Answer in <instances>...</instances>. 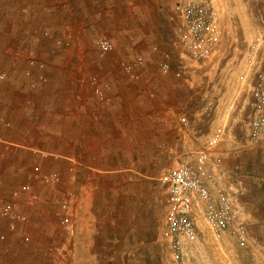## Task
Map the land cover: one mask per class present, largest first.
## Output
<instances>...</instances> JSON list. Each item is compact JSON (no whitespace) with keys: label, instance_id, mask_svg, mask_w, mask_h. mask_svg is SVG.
<instances>
[{"label":"crops","instance_id":"1","mask_svg":"<svg viewBox=\"0 0 264 264\" xmlns=\"http://www.w3.org/2000/svg\"><path fill=\"white\" fill-rule=\"evenodd\" d=\"M72 1L78 20L87 21L70 22L69 0H0V71L7 74L0 81V206L20 185L31 187L16 199L26 221L0 216V264H54L52 245L71 246L74 264H122L136 252L154 258L156 241L166 249L161 223L155 236L159 187L165 191L159 176L172 156L193 158L188 153L208 134L202 98L159 70L176 37L174 0ZM84 27L119 46L98 67L79 63L72 49H51L53 36ZM29 48L42 67L28 63ZM124 60L136 64L138 79L121 67ZM91 76L110 85L105 100ZM184 119L189 125L180 130ZM238 127L228 122L212 157L222 158L215 182L228 188L246 224L244 240H237L243 247L264 244V135L252 143ZM36 166L55 169L60 182L28 178ZM68 200L70 230L56 213Z\"/></svg>","mask_w":264,"mask_h":264},{"label":"built area","instance_id":"2","mask_svg":"<svg viewBox=\"0 0 264 264\" xmlns=\"http://www.w3.org/2000/svg\"><path fill=\"white\" fill-rule=\"evenodd\" d=\"M178 24L174 46L179 49V70L186 71L193 63L202 62L213 55L220 44L223 27L219 12L212 0H183L176 6ZM264 17V11H263ZM58 44L68 45L69 42L58 39ZM114 47L108 36H100L96 40L99 57H105ZM264 32H259L248 46L246 55V70L241 79L252 77L250 119L248 138L252 143L264 135ZM26 60L31 66L42 67L43 62L34 50L28 51ZM136 64L121 62V67L132 78L138 79L135 72ZM164 72L170 69V63L165 60L160 63ZM178 70V72H179ZM27 70L26 74L30 75ZM7 74L0 71V81ZM39 79H43L40 75ZM90 82L98 99L105 100L110 89L108 83L91 76ZM205 110L213 108L209 101ZM179 129L189 125L187 120H180ZM224 139V130L217 127L206 139L202 148L197 150L191 159H180L168 165L159 176V181L165 187V211L161 220V235L172 264H186L185 254L188 243L197 235L200 224L220 238L225 234L243 239L246 236V224L241 217L230 193L225 187L215 182V170L221 163L220 156L212 157V150ZM39 178L45 184L56 185L60 175L56 171L43 172L36 166L28 178ZM29 183H24L12 191L11 197L0 206V216L9 220L26 221L27 216L16 205V199L22 192H29ZM64 226H72L73 207L68 201H63L57 210Z\"/></svg>","mask_w":264,"mask_h":264},{"label":"rangeland","instance_id":"3","mask_svg":"<svg viewBox=\"0 0 264 264\" xmlns=\"http://www.w3.org/2000/svg\"><path fill=\"white\" fill-rule=\"evenodd\" d=\"M180 1L183 0H174L171 8V20L174 29L173 35H176L178 24L176 6ZM69 2L70 6L66 11H68V19L70 22H72L73 18H76L78 23L87 21L85 18H83L82 21L78 20V16L76 17V13H73L72 10L73 1L69 0ZM212 2L219 12L221 25L223 27L220 44L215 48L213 55L205 61L193 63L189 69L180 72L179 49L173 45L171 52L164 53V61L167 60L170 63V69L164 72L158 67L161 73H172L173 77L177 80H182L185 86L190 88L196 100L202 98L203 106L209 101L213 102V108L209 111L205 110L208 120V124H206L208 126V134L201 136V144H199L196 149L193 147L195 150L193 149L192 152L188 153V156L194 155L197 150L204 146L208 135L210 136L215 128L222 127L225 137V133L228 129V122L230 120H236L240 132L244 135H248L252 116V109L250 106L252 77L248 76L246 79H241L240 76L247 67L245 58L250 42L255 38L257 33L264 32V0H212ZM87 29L88 28L84 27L82 31L75 32V34L65 29L63 34H56L53 36L54 38L52 39L55 44L51 46V49L57 50L59 48H67L74 50L77 52L75 54H79L77 57L79 63L81 62L84 66L93 65L98 67L102 65L107 61L105 59L108 58L114 50L119 49V46L110 38L114 44L113 49L105 57H99L96 48V40L103 34H91V28L88 31ZM43 32L44 37H49L51 35L48 30ZM58 39H62L69 43L68 45L58 44ZM30 50H34L39 56L35 48H29L28 51ZM85 54L87 57H84ZM261 59L263 62L264 53ZM223 73L228 75V80H221V77H224ZM41 76H43V79L40 80L44 81L46 77L44 75ZM91 93L93 94L92 89ZM238 98H242L244 105L241 104L236 106ZM228 109H230V111H226ZM232 110H236V112H234V114L229 113ZM221 119L225 122L228 121L227 124H224V121L221 123V121H219ZM261 139L262 138H260V140ZM182 155L185 154L172 156L165 164L168 166L179 161ZM49 171L56 170L51 169L48 170V172ZM151 171L154 173L158 170ZM44 185L50 184L44 183ZM159 190L161 197L160 214L159 217L156 218L155 236H158L159 226L165 211V191L163 190L162 193V187H159ZM155 193L159 195L158 190L155 191ZM154 198H156L155 194ZM61 225L64 226L62 223ZM65 227L67 230L72 228V226ZM237 240L238 238L228 234L216 238L208 228L201 223L198 235L188 243L185 254L186 264H264V244L253 242L240 247ZM154 244V258L148 255L138 257L136 252L134 255L127 254L130 258L124 259L122 264H172L166 249H164L159 242L157 243V241ZM107 253H109V251L104 252V254ZM50 255L54 264H74L71 246L65 245L63 247L61 245L60 248H57L52 245L50 247ZM105 264H112V262H106Z\"/></svg>","mask_w":264,"mask_h":264}]
</instances>
